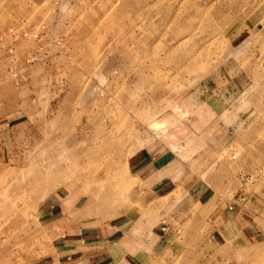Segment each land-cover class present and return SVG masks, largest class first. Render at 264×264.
I'll return each instance as SVG.
<instances>
[{"label":"rangeland","instance_id":"1","mask_svg":"<svg viewBox=\"0 0 264 264\" xmlns=\"http://www.w3.org/2000/svg\"><path fill=\"white\" fill-rule=\"evenodd\" d=\"M54 8L62 54L26 63L32 40L0 52V143L19 154L0 161V264H58L54 239L70 222L141 204L129 162L176 127L167 168L185 172L170 196L183 204L204 185L220 201L244 193L264 232V0H0V32L50 23ZM252 250L264 264V242Z\"/></svg>","mask_w":264,"mask_h":264},{"label":"crops","instance_id":"2","mask_svg":"<svg viewBox=\"0 0 264 264\" xmlns=\"http://www.w3.org/2000/svg\"><path fill=\"white\" fill-rule=\"evenodd\" d=\"M180 130H170L163 141L157 143L156 139L130 160V172L142 183L146 194L141 204L129 206L109 222L91 218L70 222V231L54 239L58 264H149L148 258L162 264L178 256L185 258V264H258L259 255L252 247L264 242V232L255 225L251 209L234 204L238 197L220 201L208 185L186 189L183 204L170 196L185 172L182 167L167 168L176 161L171 147L177 146ZM4 145L0 143V161L14 165L18 150L12 145L2 149ZM168 196V200L163 199ZM70 206L66 202V212H70ZM148 206L149 213H145ZM248 215L252 217L247 219ZM197 226L204 227L199 237L194 235ZM182 230L185 235L180 237ZM140 233L152 237L151 250L142 247L145 237ZM194 241L200 242L195 251L188 249Z\"/></svg>","mask_w":264,"mask_h":264},{"label":"built area","instance_id":"3","mask_svg":"<svg viewBox=\"0 0 264 264\" xmlns=\"http://www.w3.org/2000/svg\"><path fill=\"white\" fill-rule=\"evenodd\" d=\"M58 13L53 9L52 21L31 24L28 27L19 25H10L4 31L0 32V52L14 57L16 47L21 41H34L35 49L33 53L26 54L25 62L33 63L37 61H46L55 54H62V35H57ZM9 72L15 85L26 79L25 74L13 58L9 62ZM234 157V156H233ZM240 181L243 184L251 183L254 176L241 175ZM247 199L242 193L234 204L242 206V202Z\"/></svg>","mask_w":264,"mask_h":264}]
</instances>
